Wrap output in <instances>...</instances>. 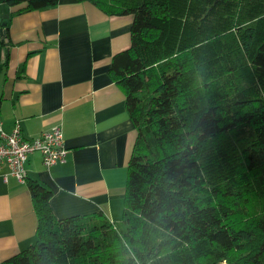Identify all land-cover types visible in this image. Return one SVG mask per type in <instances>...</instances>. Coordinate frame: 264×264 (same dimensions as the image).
Returning a JSON list of instances; mask_svg holds the SVG:
<instances>
[{
  "label": "trees",
  "instance_id": "obj_1",
  "mask_svg": "<svg viewBox=\"0 0 264 264\" xmlns=\"http://www.w3.org/2000/svg\"><path fill=\"white\" fill-rule=\"evenodd\" d=\"M87 1L133 16L109 67L137 130L122 217L56 218L31 180L35 241L0 264H264V0Z\"/></svg>",
  "mask_w": 264,
  "mask_h": 264
},
{
  "label": "crops",
  "instance_id": "obj_2",
  "mask_svg": "<svg viewBox=\"0 0 264 264\" xmlns=\"http://www.w3.org/2000/svg\"><path fill=\"white\" fill-rule=\"evenodd\" d=\"M24 6L0 2L8 27L5 35L0 25V126L8 133L19 120L28 138L59 125L68 153L49 167L40 152L30 153L24 182L0 174V261L35 241L31 180L51 190L56 218L102 212L118 221L137 136L109 70L113 55L131 45L133 16L87 0L19 11Z\"/></svg>",
  "mask_w": 264,
  "mask_h": 264
},
{
  "label": "built area",
  "instance_id": "obj_3",
  "mask_svg": "<svg viewBox=\"0 0 264 264\" xmlns=\"http://www.w3.org/2000/svg\"><path fill=\"white\" fill-rule=\"evenodd\" d=\"M38 151L43 163L49 167L66 159L68 149L63 143L61 127L54 126L35 137H24L19 120L15 121L10 132L0 126V174L6 178L11 175L19 181L26 180L25 161L28 155Z\"/></svg>",
  "mask_w": 264,
  "mask_h": 264
},
{
  "label": "water",
  "instance_id": "obj_4",
  "mask_svg": "<svg viewBox=\"0 0 264 264\" xmlns=\"http://www.w3.org/2000/svg\"><path fill=\"white\" fill-rule=\"evenodd\" d=\"M6 18H7V15H4L3 25H5V20H6ZM2 32H3V29L0 28V33H2Z\"/></svg>",
  "mask_w": 264,
  "mask_h": 264
},
{
  "label": "rangeland",
  "instance_id": "obj_5",
  "mask_svg": "<svg viewBox=\"0 0 264 264\" xmlns=\"http://www.w3.org/2000/svg\"><path fill=\"white\" fill-rule=\"evenodd\" d=\"M234 142H235V141H234V138H232V141H231V142H229V144H230V145H232ZM236 145H238V144H237V143H235V145H233V146H236ZM121 217H122V215H121ZM121 217H120L119 219H121ZM119 219H118V220H119Z\"/></svg>",
  "mask_w": 264,
  "mask_h": 264
}]
</instances>
